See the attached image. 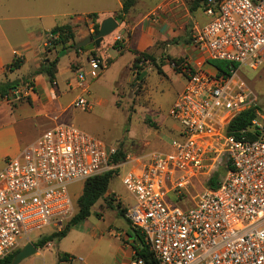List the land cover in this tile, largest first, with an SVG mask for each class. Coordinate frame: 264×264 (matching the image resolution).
I'll return each mask as SVG.
<instances>
[{
    "label": "built area",
    "instance_id": "obj_1",
    "mask_svg": "<svg viewBox=\"0 0 264 264\" xmlns=\"http://www.w3.org/2000/svg\"><path fill=\"white\" fill-rule=\"evenodd\" d=\"M203 7L210 18L193 34L202 57L196 65L188 59L172 61L186 84L170 108L178 134L169 149L127 153L117 163L118 146L54 115V124L19 154L8 156L0 169V260L31 241L33 231L64 226L77 208L73 183L125 163L131 167L122 182L135 200L126 215L159 264H264V114L237 69L225 75L202 65L208 59L254 69L264 64V0H206ZM88 64L96 76L102 58L91 55ZM75 76L79 86H86L83 68ZM34 89L32 81L15 85L0 93V104L12 105ZM254 105L256 116L243 130L253 137L228 134L229 121ZM72 106L93 108L86 94ZM215 171H222L216 186L198 193L194 204L170 200V190L180 198ZM57 258L59 264H86L81 256ZM23 264L45 263L32 259ZM130 264L146 262L138 256Z\"/></svg>",
    "mask_w": 264,
    "mask_h": 264
},
{
    "label": "crops",
    "instance_id": "obj_2",
    "mask_svg": "<svg viewBox=\"0 0 264 264\" xmlns=\"http://www.w3.org/2000/svg\"><path fill=\"white\" fill-rule=\"evenodd\" d=\"M35 4L39 7L34 6ZM136 4L122 20L116 18L122 8V0H101L100 4L88 7L82 6L76 0L72 2L73 7L70 11H65L57 5L42 7L41 3L34 0H18L16 5L14 2L12 6L0 7V82L17 81L15 85H20L32 81L35 86L33 93L27 98L12 105L0 104V169L4 166L8 156L19 154L23 147L34 141L45 129L51 127L54 124L52 119L54 115H58L59 119L72 120L73 116L66 115V110L71 107L78 95L86 94L93 108L84 111H92L96 98H93L90 90L91 82L95 78L102 77L117 61L121 62L119 67L122 66V70L120 76L114 81L115 87L119 80L123 83L125 80L127 82L128 77L135 74L132 70V63L136 51H146L155 57H163L164 52L167 51L170 59L175 57L189 61L193 56H197V59L202 57L195 43L188 39L185 27L191 18L194 34L198 27L209 20L210 17L205 12L203 4L194 7L193 10L188 7L187 0H155L154 4L145 10L136 8ZM90 13L98 14L95 21L92 19L93 24L90 30L93 33L94 22L101 23L105 17L111 15L118 20L116 31L114 29V32L104 36L100 44L92 49L102 58V71L96 76L90 74L87 62L93 54L90 52L92 50L72 47L67 49L63 56H69L70 67L68 69L73 80L70 77L61 79L56 75L51 81L48 74L38 71L44 62V57L52 59L62 48L58 46L50 49L45 46L50 31L57 25L71 24L75 33V42L79 41L93 33L89 32L82 36L75 25V19L77 17L88 18ZM63 16L68 18L61 20ZM116 41L122 42L124 46L116 48L114 46ZM110 50L114 53L110 54ZM16 55L23 60L22 64L14 70H9L7 65ZM63 56L59 57V61ZM208 65L209 70H218L215 66L209 63ZM165 66L169 64L163 66L162 72L163 70L165 72ZM79 67L85 69L88 77H94L89 79L86 86L77 84L75 70ZM152 70H146V77ZM179 72L184 75L182 71ZM56 73L58 74V65ZM160 129H152L153 139L148 141V146L152 143L157 146L162 145L159 137ZM177 131L178 125L175 126V133ZM154 150H167V148L157 147ZM126 237L127 240L121 247L123 253L118 257L121 261L123 260L121 264H130L135 253L131 230L126 233Z\"/></svg>",
    "mask_w": 264,
    "mask_h": 264
},
{
    "label": "rangeland",
    "instance_id": "obj_3",
    "mask_svg": "<svg viewBox=\"0 0 264 264\" xmlns=\"http://www.w3.org/2000/svg\"><path fill=\"white\" fill-rule=\"evenodd\" d=\"M18 0H0V7L15 5ZM41 3L40 6L57 5L65 11L72 10L71 4L76 0H34ZM82 6L100 4L101 0H78ZM194 0H187V5L191 8ZM155 0H138L136 8L145 10L154 4ZM34 6L39 7L37 4ZM63 16L61 20L67 19ZM189 18L185 31L190 42L194 43L192 33L193 21ZM93 22L90 17L75 19V25L82 36L91 32ZM116 31V29L114 30ZM113 31V32H114ZM112 51V52H111ZM66 52V51H65ZM113 54V50L109 51ZM65 54V53H64ZM163 57H155L157 63L164 69L159 73L157 67L149 60L139 62L143 71L153 69L149 76H137L138 67H133L134 75L128 77L123 83L119 80L114 86V81L120 76L122 66L117 61L109 68L102 77L95 78L91 82L93 98H96L95 107L92 111H84L71 105L66 110V115L73 116L60 119L62 121L75 124L101 138L108 144L119 147L122 151L132 154L146 153L159 148H167L172 140L177 137L175 126L178 122L170 115V108L182 88L186 84V77L177 71V67L172 65V60L168 58V52H164ZM91 55H100L95 53ZM90 55V56H91ZM63 56V54L61 55ZM101 57V56H100ZM197 56H193L190 62L197 64ZM124 59V58H123ZM183 59V58H182ZM88 67L89 64L87 62ZM133 65V63H132ZM203 67L209 69L207 62H203ZM69 56H63L58 63V75L61 79L70 77ZM85 70V69H84ZM238 74L245 80L257 96L255 99L261 112L264 114V64L254 69L243 65L237 68ZM98 69L97 72H101ZM211 71L215 72L211 69ZM141 72V73H142ZM73 80V77H70ZM94 77H88L89 79ZM117 104H116V101ZM99 101V102H98ZM161 125L163 127H161ZM153 128H161L159 137L161 146L152 143L148 146V141L153 139ZM171 132V133H170ZM175 133V134H174ZM150 148V149H148ZM131 167L130 164H122L119 171L112 177L107 197L100 198L92 207L91 215L78 226L71 228L68 233L60 238L47 242L39 251L24 259L21 264L32 259L43 261L45 264H59L58 256L67 254L75 257H83L86 264H121L118 257L123 253L122 246L127 240L126 233L131 230L128 220L120 213V207H128L134 204L132 194L127 190L122 182V177ZM115 169V168H114ZM222 171L211 173V178L216 180ZM205 177V178H204ZM203 175L204 184L198 182L196 187L190 189L187 194L182 193V197L177 198L175 192L169 191V198L184 206L194 204L196 195L206 190L210 185L211 178ZM71 190L75 200L83 190V182H76L71 185ZM114 198V199H113ZM110 199H113L112 201ZM120 202V204H119ZM113 205V206H111ZM78 207L75 210L77 212ZM54 226H46L41 230L33 231L30 234L31 240L35 243L44 235L60 229ZM63 228V227H62ZM76 264V261L72 262ZM63 264V263H62Z\"/></svg>",
    "mask_w": 264,
    "mask_h": 264
},
{
    "label": "trees",
    "instance_id": "obj_4",
    "mask_svg": "<svg viewBox=\"0 0 264 264\" xmlns=\"http://www.w3.org/2000/svg\"><path fill=\"white\" fill-rule=\"evenodd\" d=\"M138 0H122V8L120 10V13L116 15V18L118 20H122L126 13L129 12V10L136 4ZM206 0H194V4L191 7V10L194 9V7L201 6ZM93 21L98 17L97 13H90L88 15ZM100 23L94 22V33L99 30ZM54 32V33H53ZM50 41L51 44L48 46V48H56L58 46H61L60 52L54 57V58H47L42 63L41 67L38 69L39 72H45L49 75L51 81L55 79L56 72H57V65L59 61V57L65 53L67 49H70L73 47L75 43V33L73 31L71 24H61L55 26L50 33ZM114 46L116 48H122L124 44L122 42L116 41L114 43ZM82 48V47H79ZM77 48V49H79ZM94 53L95 51H90ZM149 60L151 61L156 67L158 72H162L161 66L157 63L155 57L146 51H136L135 52V58L133 61V67H138L137 70V76L141 74L143 68L139 65V62ZM172 61H176L179 63L182 61V58H171ZM22 59L20 57L14 58L11 63L7 65V68L9 70H14L15 68L20 67L22 64ZM207 63L215 66L218 70L217 72L219 74H225L230 75L232 71L236 70L239 67V63H236L234 61L229 60H222V59H208ZM132 67V68H133ZM177 70L181 71L180 67H177ZM17 81H2L0 82V93H3L9 89H11L13 86H15ZM258 108L257 105L248 107L239 113H237L227 124L226 131L230 135H234L236 137H241L243 135H246L248 137H253V133L250 131L243 132L244 129H248L252 125V120L256 116V109ZM119 148V147H118ZM126 157V152L122 151L121 149L118 150V152L114 155L113 160L115 162H122ZM119 171V168H115L112 170H109L107 172H104L102 174L90 177L84 181L83 184V190L81 194L77 198V212L64 224L63 228H61L58 231L52 232L48 235H44L39 240L35 242V245L40 248L43 247L47 242L54 240V239H60L64 237L68 231L78 226L80 223L85 221L90 215L92 207L95 205V203L100 198L107 197L106 193L110 184V181L112 177ZM217 181L212 179L210 180V187H215ZM114 199V198H113ZM113 199H110L111 201ZM120 204V202H119ZM113 206V205H111ZM120 213L125 216V218L128 220L130 227L132 229V236H133V247L135 250V253L133 257L141 256L145 260L146 264H159L157 258L155 257L154 253L151 251L149 245L146 243L144 239V235L134 227L129 219V217L126 215L127 209L126 207H120ZM18 250L13 251L9 255L5 256L3 259L0 260V264H11L12 259L14 257V254Z\"/></svg>",
    "mask_w": 264,
    "mask_h": 264
},
{
    "label": "water",
    "instance_id": "obj_5",
    "mask_svg": "<svg viewBox=\"0 0 264 264\" xmlns=\"http://www.w3.org/2000/svg\"><path fill=\"white\" fill-rule=\"evenodd\" d=\"M118 26V20L115 16L105 17L101 23L99 30L90 36H87L79 41H76L73 45L74 48L83 47L86 50H92L95 46H98L104 36L110 34ZM54 33V32H53ZM146 74V71L141 73V77ZM39 248L33 241H28L14 254L11 264H19L27 257L36 254Z\"/></svg>",
    "mask_w": 264,
    "mask_h": 264
}]
</instances>
